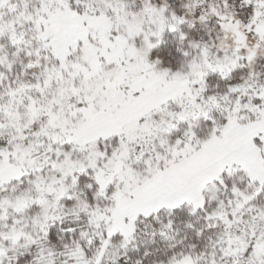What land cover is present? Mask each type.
Returning <instances> with one entry per match:
<instances>
[{"label":"snow or ice","instance_id":"6c2138e0","mask_svg":"<svg viewBox=\"0 0 264 264\" xmlns=\"http://www.w3.org/2000/svg\"><path fill=\"white\" fill-rule=\"evenodd\" d=\"M0 264H264V0H0Z\"/></svg>","mask_w":264,"mask_h":264}]
</instances>
